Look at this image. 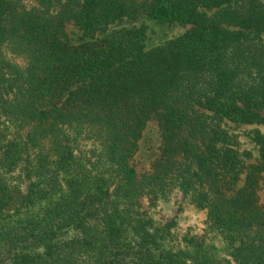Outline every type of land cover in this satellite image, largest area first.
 I'll list each match as a JSON object with an SVG mask.
<instances>
[{
  "label": "trees",
  "instance_id": "trees-1",
  "mask_svg": "<svg viewBox=\"0 0 264 264\" xmlns=\"http://www.w3.org/2000/svg\"><path fill=\"white\" fill-rule=\"evenodd\" d=\"M141 17L190 27L149 48L112 27ZM151 117L160 152L139 173ZM230 124L264 128V0H0V264H264V133L245 165ZM175 190L231 261L167 244L173 220L141 201Z\"/></svg>",
  "mask_w": 264,
  "mask_h": 264
},
{
  "label": "rangeland",
  "instance_id": "rangeland-1",
  "mask_svg": "<svg viewBox=\"0 0 264 264\" xmlns=\"http://www.w3.org/2000/svg\"><path fill=\"white\" fill-rule=\"evenodd\" d=\"M123 26L140 27L144 30L145 47H153L164 43L165 41L182 34L190 26L178 22H157L153 19L141 17L134 21L125 20L115 24L114 28ZM67 33L73 41H77L81 34L78 27L72 23L68 24ZM236 140L237 149L242 162L245 165L258 161V145L254 140L255 131L264 133V128L259 124H240L235 126L230 124ZM161 145V132L156 117H151L144 126L140 139L138 140L137 150L133 156L134 165L139 173H145L150 170L151 164L158 157ZM79 147L82 150L89 151L95 148L90 141H83ZM259 180L257 188V197L260 204H264V171ZM245 178V172L240 174L237 186H242ZM27 181L22 182V186ZM142 209L148 212V215L154 220L168 222L173 220V226L170 227V239L167 244L174 249H187L191 244L190 240L202 241L203 245L210 247L218 258L230 260L229 253L224 247V241L221 235L211 230L206 223V214L203 209L195 206L188 197L175 190L167 199L158 200L155 205L150 206L148 200L141 201Z\"/></svg>",
  "mask_w": 264,
  "mask_h": 264
}]
</instances>
